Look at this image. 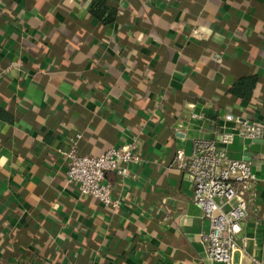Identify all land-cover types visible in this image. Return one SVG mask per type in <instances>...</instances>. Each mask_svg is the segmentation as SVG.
<instances>
[{"label":"crops","instance_id":"1","mask_svg":"<svg viewBox=\"0 0 264 264\" xmlns=\"http://www.w3.org/2000/svg\"><path fill=\"white\" fill-rule=\"evenodd\" d=\"M0 0V264H222L190 175L171 167L197 138L264 125V0ZM208 36H191L195 27ZM255 77L249 100L231 93ZM196 115V117H194ZM138 140L143 161L107 174L120 207L82 196L63 152ZM220 148L251 161L257 200L233 264L264 257V138Z\"/></svg>","mask_w":264,"mask_h":264},{"label":"built area","instance_id":"2","mask_svg":"<svg viewBox=\"0 0 264 264\" xmlns=\"http://www.w3.org/2000/svg\"><path fill=\"white\" fill-rule=\"evenodd\" d=\"M191 36L202 41L208 33L197 26ZM226 119L235 123L236 131H222L219 139L197 138L191 152L176 151L171 167L188 173L192 179V201L210 224L209 230L202 234L208 257L222 264H233L243 223L250 206L257 200L259 178L251 161L231 156L219 144L230 145L236 135L264 138V125L232 114H227ZM80 137L77 135L70 148L63 152L68 182L75 185L82 196L93 197L109 208L120 207L121 202L114 197L106 176L112 172L122 179L127 178L130 165L143 161L136 151L138 140L134 138L100 155H83L77 149ZM252 263L264 264V257H252Z\"/></svg>","mask_w":264,"mask_h":264},{"label":"trees","instance_id":"3","mask_svg":"<svg viewBox=\"0 0 264 264\" xmlns=\"http://www.w3.org/2000/svg\"><path fill=\"white\" fill-rule=\"evenodd\" d=\"M91 14L95 19L109 24L116 19L117 10L109 6L108 0H94ZM255 85V77H243L233 85L231 93L240 99L249 100Z\"/></svg>","mask_w":264,"mask_h":264},{"label":"water","instance_id":"4","mask_svg":"<svg viewBox=\"0 0 264 264\" xmlns=\"http://www.w3.org/2000/svg\"><path fill=\"white\" fill-rule=\"evenodd\" d=\"M109 173H112V172H109Z\"/></svg>","mask_w":264,"mask_h":264}]
</instances>
